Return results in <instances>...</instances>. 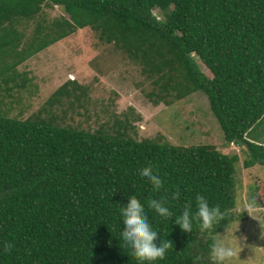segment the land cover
I'll list each match as a JSON object with an SVG mask.
<instances>
[{
  "label": "trees",
  "instance_id": "1",
  "mask_svg": "<svg viewBox=\"0 0 264 264\" xmlns=\"http://www.w3.org/2000/svg\"><path fill=\"white\" fill-rule=\"evenodd\" d=\"M43 5H59L68 17L57 19L55 32L48 27L43 33L36 22L34 35L22 41L16 26L34 21ZM85 27L156 77L159 91L150 98L170 89L178 98L202 92L225 142L246 148L244 165L264 167V141L249 137L264 121V0H0L3 97L9 82L25 83L16 66ZM2 109L0 264H142L121 236L120 209L133 196L158 232L157 245L172 241L165 257L151 264H194L196 257L202 258L196 264H210L214 237L208 234L227 225L235 206L236 154L206 144L178 147L136 139L127 119L116 132H106L104 126L86 130L55 123L54 114L20 119ZM147 166L163 181L158 192L139 175ZM177 189L179 199L173 200ZM197 194L220 206L224 220L201 232L193 218L192 231L184 232L176 218L186 205L194 217ZM153 198H165L172 217L150 209Z\"/></svg>",
  "mask_w": 264,
  "mask_h": 264
},
{
  "label": "rangeland",
  "instance_id": "2",
  "mask_svg": "<svg viewBox=\"0 0 264 264\" xmlns=\"http://www.w3.org/2000/svg\"><path fill=\"white\" fill-rule=\"evenodd\" d=\"M153 11L162 18L158 9ZM61 17H68L61 6L43 5L34 21L19 23L16 28L25 41L34 35L36 22L44 26L43 33L48 27L55 32L54 25ZM193 58L211 76L200 59L196 55ZM141 68L142 64L131 59L127 51L106 42L97 31L76 28L16 66L25 83L20 87L9 82L6 97L2 84L0 107L6 115L20 119L54 114L55 123L86 130L104 126L106 132H116L127 119L131 124L129 135L136 139L149 138L178 147L206 144L222 153L236 154L232 216L226 226L213 234L208 232V236L216 239L227 234L237 252L230 264H264V167L244 165L246 148L225 142L202 92L178 98L177 91L170 89L150 98L149 94L159 87L153 82L156 77L147 76ZM20 77L15 80L20 82ZM64 83L63 91L57 93ZM263 124L249 136L251 139L264 141Z\"/></svg>",
  "mask_w": 264,
  "mask_h": 264
},
{
  "label": "clouds",
  "instance_id": "3",
  "mask_svg": "<svg viewBox=\"0 0 264 264\" xmlns=\"http://www.w3.org/2000/svg\"><path fill=\"white\" fill-rule=\"evenodd\" d=\"M139 175L146 178L153 186L154 191H160L163 187V181L157 172H154L151 166L144 167L140 170ZM180 193L177 189L171 194V199H179ZM165 198L150 199L148 207L153 209L158 215L165 218L172 217L169 208L165 206ZM196 212L190 211V205H186L182 214L176 218V223L182 231H192V220L197 219L200 222V231L204 232L213 228L217 222L224 220V212L220 206H210L208 200L200 194L195 197ZM247 210V209H245ZM123 217V230L121 236L126 246L130 247L132 255L140 262H154L165 257L166 251L172 247V241L161 239L159 246L156 241L158 232L154 231L149 223L148 216L145 214V209L136 197H131L126 205L120 209ZM226 235L222 238L214 239L210 245L209 260L210 264H230L237 256V252L231 242L227 240ZM10 247V246H8ZM202 259L196 257L194 264Z\"/></svg>",
  "mask_w": 264,
  "mask_h": 264
}]
</instances>
